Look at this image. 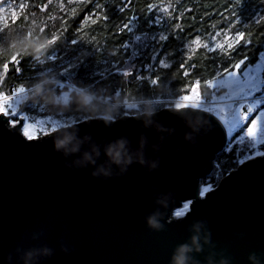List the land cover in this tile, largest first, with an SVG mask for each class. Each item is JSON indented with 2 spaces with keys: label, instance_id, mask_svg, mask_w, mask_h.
Instances as JSON below:
<instances>
[{
  "label": "water",
  "instance_id": "95a60500",
  "mask_svg": "<svg viewBox=\"0 0 264 264\" xmlns=\"http://www.w3.org/2000/svg\"><path fill=\"white\" fill-rule=\"evenodd\" d=\"M176 110L157 111L147 127L143 114L73 124L101 146L126 137L135 148L146 139V158L157 167L134 163L107 179L91 167L67 166L54 148L55 132L28 140L19 124L0 123V264H23L25 252L45 247L54 254L38 264H170L198 221L211 238L196 257L201 264L210 255L216 264L264 259V157L245 161L202 196L229 135L218 117ZM160 195L168 205L160 208L163 228L153 230L146 218ZM186 202V215L175 216Z\"/></svg>",
  "mask_w": 264,
  "mask_h": 264
},
{
  "label": "trees",
  "instance_id": "16d2710c",
  "mask_svg": "<svg viewBox=\"0 0 264 264\" xmlns=\"http://www.w3.org/2000/svg\"><path fill=\"white\" fill-rule=\"evenodd\" d=\"M21 3L26 6L23 12L19 9ZM97 4L104 7L97 9ZM148 4L157 7L149 9ZM121 5L124 12L120 11ZM12 8L19 16L16 21L11 17ZM0 9L3 18L0 19V44L6 42L13 29L26 30L31 36L43 34L49 40L53 35L58 37L51 44L44 64L19 55L21 62L16 65L11 61L12 55H0V92L9 96L19 87L28 89L41 73H50L64 85L63 88L58 86V92L85 85L108 88L115 96L124 97L125 102L141 103V108L145 99L152 103L190 96L198 79L201 80L197 88L199 94L212 97L214 90L204 81L215 78L216 70L226 62L228 50L211 52L203 47L204 43L214 47L213 39L217 43H226V36L232 37L236 31H243L244 39L251 43L241 41L232 53L234 56L247 55L246 63H250L264 51V0H1ZM105 14L109 17L107 21L103 19ZM132 16L137 17L133 33H121L120 25ZM143 32L149 36L163 33L169 40L146 39L136 44L140 56L130 62L131 49H125L123 44H133V36ZM197 37L201 41L198 45L192 43ZM154 49L161 53L155 61L151 59ZM160 59L169 63L170 68L162 69L158 63ZM181 62L186 66L194 65L189 69L188 77L178 67ZM6 63L7 71L3 67ZM132 63L135 67L130 66ZM65 68L69 69L68 74H65ZM105 69L111 71L105 72ZM124 72L129 75L125 76ZM157 77L159 82L154 86L150 81ZM28 94L20 103L19 114L30 123L51 119L75 124L88 119L75 109L59 112L42 103H33L28 100ZM151 106L156 107V111L163 108L159 104ZM128 112L122 109L120 118ZM230 142V147H226L215 162L217 174L224 177L237 169L245 156L252 155L233 140ZM260 151H264V146Z\"/></svg>",
  "mask_w": 264,
  "mask_h": 264
},
{
  "label": "clouds",
  "instance_id": "9594fccd",
  "mask_svg": "<svg viewBox=\"0 0 264 264\" xmlns=\"http://www.w3.org/2000/svg\"><path fill=\"white\" fill-rule=\"evenodd\" d=\"M49 38L43 34L29 36L26 30L13 29L5 43L0 44V55L8 56L19 54L31 57L34 61L44 64L47 62L48 51L51 44ZM60 81L54 74L41 73L29 86L28 100L33 103H42L59 112L75 109L85 114L89 120L102 119L111 124L121 116L122 109L128 108L124 97H117L108 88H94L92 86H74L70 90L58 92ZM136 107L141 108L140 104ZM182 111V110H176ZM156 113L147 99L143 105V116L146 117L144 125L151 123V117ZM139 119V116H137ZM55 150L61 154L67 166L78 169L91 167L92 175L96 178H111L117 174H124L134 163L155 169L157 164L149 162L146 158L147 141L141 138L137 147H133L126 137L118 138L103 146L96 144L90 135L81 136L79 127L68 124L59 128L52 137ZM159 206L157 210L146 218V223L153 230L163 228V212L160 208L167 207L163 195L155 199ZM192 236L190 242L178 245L172 252L170 264H201L196 258L203 253L205 246L211 244L210 233L207 232L203 222H194L191 226ZM67 251V249H64ZM51 248L30 250L23 254V264H38V257L53 255ZM11 257H9V261ZM250 264H264V259L255 254L249 256ZM207 264H216L213 256L207 258ZM220 264H229L228 260H221Z\"/></svg>",
  "mask_w": 264,
  "mask_h": 264
},
{
  "label": "snow or ice",
  "instance_id": "6c2138e0",
  "mask_svg": "<svg viewBox=\"0 0 264 264\" xmlns=\"http://www.w3.org/2000/svg\"><path fill=\"white\" fill-rule=\"evenodd\" d=\"M25 5L21 3L19 9L21 12L25 9ZM97 9L104 7V5L97 4ZM149 9L157 7L155 4H148ZM2 11V9H0ZM120 11L124 12L123 5L120 7ZM165 11L167 9L165 8ZM11 17L13 21L19 19L15 8L11 9ZM104 20H108L109 17L105 14ZM137 20L136 16H132L127 22L120 25V32L133 33L136 27L134 21ZM236 22L239 23L238 17ZM31 36V32L28 33ZM217 36L219 33L216 34ZM57 36L53 35L48 41L49 44H54L57 40ZM245 32L236 31L234 36L225 37V42L217 43L213 39L214 47L208 43H204L203 47L211 52L216 49L224 50L227 48L228 52L225 53V63L222 67L218 68L215 72L214 79H207L204 83L208 88L213 89V97H216L219 90H225L223 95H220V99L224 101L223 104H217L214 101L208 103H202L200 100V94L197 91L198 86L201 84V80L195 81V86L191 88L192 95H181L179 100L175 102V107L178 110L196 111L200 113L208 114L204 118L209 121H214L216 117L219 121H222L223 125L227 129V133L231 136L234 143L245 152H251L252 155L245 156V159H252L253 157H264V151H260V147L264 146V51L259 53L258 58L253 62L246 63L249 60L247 55H243L242 58H237L232 53L235 52L236 47L243 41L244 44H250V40H245ZM146 39L157 40L158 42H167L169 36L160 33L158 35H151L143 32L135 34L133 36V44H123L125 49H131V54L128 60L135 61L140 56V51L135 47L136 44H140ZM193 44H200V38L197 37L192 41ZM161 55L160 51L153 50L151 59L155 61L157 57ZM55 59V57H51ZM12 63L19 65V54H14L11 57ZM158 63L162 69L170 68V64L164 59H160ZM131 67H135V64H130ZM5 71L8 69V64L3 65ZM178 67L183 69V75L189 76V69L194 68V65L186 66L184 62H181ZM119 71V68L115 69ZM111 69H105V72H109ZM69 73V69L65 68V74ZM104 73H101L103 75ZM124 75H129L128 72H124ZM152 85H157L159 77L152 79ZM61 88L63 84H59ZM74 87V86H73ZM29 89L19 87L12 92L11 96L0 92V116L4 119L0 123H9L13 125L19 124L23 130V136L28 140L37 139L39 135H49L56 132L59 128L66 127L68 124H62L58 120H49L47 122L37 121L36 123L23 124L22 121L16 119L20 103L26 98ZM25 95H21V94ZM128 108H136L135 103L128 104ZM26 119V118H25ZM241 164L244 160L239 161ZM209 187L204 189V192L209 191ZM177 217H184V211H176Z\"/></svg>",
  "mask_w": 264,
  "mask_h": 264
},
{
  "label": "rangeland",
  "instance_id": "374dc122",
  "mask_svg": "<svg viewBox=\"0 0 264 264\" xmlns=\"http://www.w3.org/2000/svg\"><path fill=\"white\" fill-rule=\"evenodd\" d=\"M1 1V0H0ZM2 17L0 16V19H1ZM3 19V18H2ZM61 84H63L62 82H60ZM73 87H71L70 89H72ZM220 92H221V94L220 95H223L224 94V92H225V90H223V89H221V90H219ZM21 95H24L23 93L21 94ZM192 95V94H191ZM190 95V96H191ZM220 95H218L217 94V97L219 98V101L217 100V99H214V100H212V101H214L215 103H217V104H223L224 103V101H222L221 99H220ZM212 97H213V95H212ZM214 98V97H213ZM177 100H179V99H171V100H158V101H156V102H152V103H150V104H152V105H155V104H159V105H162L163 106V108L162 109H166V108H176L175 107V102L177 101ZM172 101H174L173 103H172ZM211 101V102H212ZM165 102V103H164ZM125 103H128V102H125ZM132 103V102H131ZM136 105L137 104H141V103H135ZM153 108H155V110H156V107H153ZM126 109V111H129L128 112V114H126V115H129V116H134V115H140V114H142V112H143V108H132V109H129V108H125ZM161 109V110H162ZM134 112H136V113H138V114H130V113H134ZM157 112V111H156ZM125 116V115H124ZM25 119V117L23 116V115H21V114H19L18 113V115H17V117H16V119L18 120V119ZM50 119H47V120H42V121H44V122H47V121H49ZM118 120V119H117ZM62 123V122H61ZM12 124V123H11ZM25 124H30V122L28 121V119L26 118L25 119ZM62 124H64V123H62ZM72 124H74V123H72ZM13 125V124H12ZM54 133V132H53ZM52 134V133H51ZM42 136H44V135H39L38 136V138H40V137H42ZM232 140V138L228 141V144H227V146L226 147H230V146H228L229 145V143H232V142H230ZM250 156V155H249ZM254 158V157H253ZM242 160H244V162L245 161H247V160H249V159H242ZM216 166H215V170L213 171V173H212V175L211 176H209L208 178H206V179H204L203 181H202V191H201V195L202 196H204L205 195V193L206 192H204V189L206 188V187H209L210 186V188H209V191H211L212 189H215L216 187H217V185L219 184V182L221 181V179L224 177V175H221V174H217V168H218V165H217V163L215 164ZM209 191H207V192H209ZM189 208H190V202H186V203H184L183 204V206H182V208H180L179 210H177V211H184L185 212V214L188 212V210H189Z\"/></svg>",
  "mask_w": 264,
  "mask_h": 264
},
{
  "label": "bare ground",
  "instance_id": "6f19581e",
  "mask_svg": "<svg viewBox=\"0 0 264 264\" xmlns=\"http://www.w3.org/2000/svg\"><path fill=\"white\" fill-rule=\"evenodd\" d=\"M214 99H217L219 101V98L216 96V97H204V96H201L200 95V100L202 103H208V102H211L212 100ZM23 132V130H22ZM229 135V134H228ZM231 139V136L229 135V138H228V141ZM255 158V157H254ZM176 212V211H175ZM186 215V214H185ZM176 216V215H175Z\"/></svg>",
  "mask_w": 264,
  "mask_h": 264
},
{
  "label": "built area",
  "instance_id": "2783aa9c",
  "mask_svg": "<svg viewBox=\"0 0 264 264\" xmlns=\"http://www.w3.org/2000/svg\"><path fill=\"white\" fill-rule=\"evenodd\" d=\"M174 101H172V103H173Z\"/></svg>",
  "mask_w": 264,
  "mask_h": 264
}]
</instances>
